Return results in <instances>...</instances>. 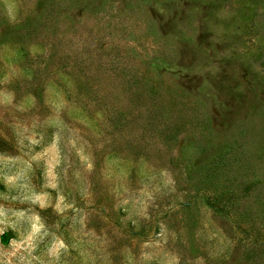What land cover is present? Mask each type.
<instances>
[{"label":"rangeland","instance_id":"rangeland-1","mask_svg":"<svg viewBox=\"0 0 264 264\" xmlns=\"http://www.w3.org/2000/svg\"><path fill=\"white\" fill-rule=\"evenodd\" d=\"M0 264H264V0H0Z\"/></svg>","mask_w":264,"mask_h":264}]
</instances>
